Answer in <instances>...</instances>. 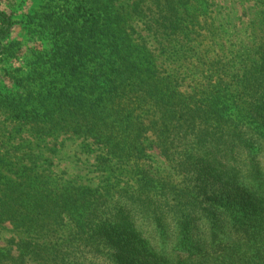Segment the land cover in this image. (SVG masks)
I'll use <instances>...</instances> for the list:
<instances>
[{"label": "trees", "instance_id": "trees-1", "mask_svg": "<svg viewBox=\"0 0 264 264\" xmlns=\"http://www.w3.org/2000/svg\"><path fill=\"white\" fill-rule=\"evenodd\" d=\"M13 14L0 8V63L21 59L2 69L0 108L51 153L57 142L47 138L78 137L86 152L91 139L102 179L77 184L53 168L19 181L0 157V225L14 232L0 264H264V194L242 192L241 221L232 192L218 190L231 184L217 181L227 155L242 145L253 159L248 137L264 140V10L256 36L239 45L208 0H48L25 15L35 43L26 53L7 40ZM39 69L51 78L38 72L28 83ZM153 147L183 178L142 167ZM218 211L234 240L219 239Z\"/></svg>", "mask_w": 264, "mask_h": 264}, {"label": "rangeland", "instance_id": "rangeland-1", "mask_svg": "<svg viewBox=\"0 0 264 264\" xmlns=\"http://www.w3.org/2000/svg\"><path fill=\"white\" fill-rule=\"evenodd\" d=\"M13 5H10L6 0L0 1V8L6 11L14 10V18L18 22H15L11 28L9 40H20L23 45V52L26 53L30 48L34 46L33 41H29L27 35V29L24 27L25 15L32 13L34 9L42 4L47 3L48 0H13ZM261 0H208V12L213 13L214 18L217 20V24H228L224 28L226 36L229 35V40H233L236 44H243V41L249 38L253 39L258 31L259 20L262 16L261 12L264 10V3L259 2ZM148 46L159 54L160 39L155 36L149 30L144 28L139 29ZM242 38V39H240ZM237 39L241 41L238 42ZM37 44V42H36ZM21 60V59H20ZM19 61L14 60L12 68L19 65ZM11 68L8 61L0 63V81L1 78L5 83H9L7 78L3 76V68ZM38 72H42V76L45 79H50V75L46 70L39 69L35 74H30L31 83ZM6 76V75H5ZM2 81L0 82L1 85ZM47 138L46 141L50 144L57 142L56 148L52 153L47 150V147H39V142L33 140L30 133L27 132V128L23 130L20 127L18 120L9 115L8 111L4 108H0V157L3 158L7 165V176L9 178L26 181L28 177L34 176V174H47L52 171V176H60L64 180L72 178L77 184H84L87 178H92L94 183H98V176L102 179V173L97 169L96 156L101 149L91 139L87 142L92 146L84 151L81 146V139L75 136L60 135L58 139ZM253 141V144L259 148L258 154L254 155L253 159L248 157L243 151V146L236 150L234 155H227L224 160L225 173L220 172L217 174V181H227L228 184L218 183V190L224 191L229 188V191L234 195L232 204L236 210H239L238 216L241 221L249 218L248 204L244 202V196L242 195L246 190L255 191L257 194H264V149L262 148L263 139L254 136H249V140ZM48 145V143H47ZM150 154L147 159L141 162L142 167L145 169H151L152 174L158 176H164L166 179L177 180L183 178V174H178L172 167V163H168L164 157H162L158 150L153 147L148 151ZM39 154L37 157V163H32L31 156ZM258 161H255V160ZM52 161V165L50 164ZM218 164V163H214ZM206 164H204L205 166ZM205 167H201L204 169ZM234 169V172L229 173V170ZM4 170V169H3ZM228 178L227 176H232ZM19 180V181H20ZM225 204L226 200H218ZM217 201V202H218ZM227 203V202H226ZM219 206V205H218ZM221 207V206H220ZM224 215H227L226 217ZM216 216L219 217L218 223L221 225L219 231V239L222 242L228 240H234L237 233L234 231L232 221L229 219L228 214L225 211L216 212ZM197 232L194 236V240L200 239V232L204 231L203 223L198 225ZM203 226V227H202ZM14 234L10 223L6 222L0 225V243L5 245L10 237ZM241 234V233H240ZM241 236V235H240Z\"/></svg>", "mask_w": 264, "mask_h": 264}]
</instances>
